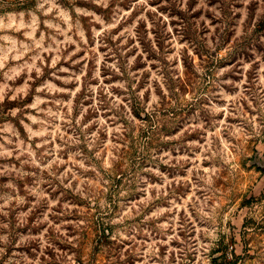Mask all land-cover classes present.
Wrapping results in <instances>:
<instances>
[{
	"label": "rangeland",
	"instance_id": "rangeland-1",
	"mask_svg": "<svg viewBox=\"0 0 264 264\" xmlns=\"http://www.w3.org/2000/svg\"><path fill=\"white\" fill-rule=\"evenodd\" d=\"M261 167L264 0H0V264H264Z\"/></svg>",
	"mask_w": 264,
	"mask_h": 264
},
{
	"label": "trees",
	"instance_id": "trees-1",
	"mask_svg": "<svg viewBox=\"0 0 264 264\" xmlns=\"http://www.w3.org/2000/svg\"><path fill=\"white\" fill-rule=\"evenodd\" d=\"M137 114V113H136ZM137 116H140V114H137ZM145 118L147 120V122L149 123L150 128L147 130L145 129V132L147 133V135L152 134L153 132V122H156L155 117L150 113L147 112L145 114ZM139 148L138 147H132L130 148L128 151H124L123 150V156H121V159L124 158L125 154H132L133 156H136L138 154ZM124 166V164L120 163L119 165H117V169H120ZM261 169H264L263 167H261ZM121 176L118 178L120 179ZM244 226H246V224H244ZM112 226H110L109 224L106 227L100 228L97 231V239H98V243H100L101 245H105L106 242H108L111 239L112 236ZM223 241L218 245V248L215 249L214 253L212 254V264H241L242 262V254H238L236 252V250H232L231 253H229L227 251L226 247H223L221 245H223ZM248 250V249H247ZM81 259V258H80ZM80 261V260H78ZM115 263H119V261H116ZM114 263V264H115Z\"/></svg>",
	"mask_w": 264,
	"mask_h": 264
}]
</instances>
